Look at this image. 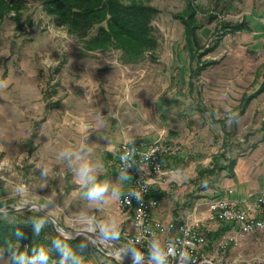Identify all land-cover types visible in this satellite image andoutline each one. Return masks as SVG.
<instances>
[{
	"label": "rangeland",
	"instance_id": "374dc122",
	"mask_svg": "<svg viewBox=\"0 0 264 264\" xmlns=\"http://www.w3.org/2000/svg\"><path fill=\"white\" fill-rule=\"evenodd\" d=\"M4 1L5 6L0 10L1 207L25 206L28 199L26 194L30 195L33 189L34 194L46 198V209L61 221L64 228H95V217L89 219L92 225L81 221L88 218H84L83 213L77 209L81 202L73 199L75 184L71 183L70 173L61 175L55 169L59 173L49 176L43 175L44 170L40 167L39 171L36 168L38 159L43 157L37 149L45 143L42 141L48 138L53 127L58 128L54 135L59 134L61 139L59 164L64 167L72 162V158L64 157L61 153L69 147L64 133L66 126L73 124L74 119L58 113V118L52 119L53 125L41 127V124L39 126L36 123L40 121L27 119L25 113L30 116L32 112L41 114V102L45 100L49 108L58 109L59 102L64 98L69 102L80 98L82 89L79 85L85 87L86 99L95 97L96 75L104 81L98 90L99 94L109 91L112 101L118 102L114 112L123 123L122 129L131 135L130 140L149 135L152 137L160 132L166 136L172 129L166 121L175 123L177 136L166 138L173 153L167 155L164 160L167 164H163V168L172 169L171 173L164 175V180H169L173 191L181 188V196L196 187L199 181L207 180V176L195 177L196 169L208 166L212 156L249 157L255 147L262 143L264 122L260 114H264V98L252 104L240 119H233L235 111L232 108L240 102L243 93H249L255 88L254 72L264 63V40L254 37L256 29L253 26L249 32L221 33L217 40L214 35L220 33L223 25L234 23L242 16L256 17L259 22L261 16L264 17V0H190L196 10L197 25H200L198 44L206 48L219 40L214 51L203 57L204 60H215L217 63L195 77L196 90L193 92H188L186 85L190 65L184 45L183 22L174 17L185 9L187 0H138L159 10L153 21L158 31V47L136 63L125 62L117 50H87L90 37L77 39L63 27L55 26L43 9V0ZM122 1L129 3L132 0ZM95 30L92 29L91 36ZM124 66H129L127 69L131 72L123 70L121 67ZM94 68L103 69L93 73ZM116 68L122 71L115 72ZM135 86H142L140 88L143 92L139 96L133 93L130 95V88ZM187 95L193 99V106L190 104L194 110L191 130L185 126L190 110V106L186 105ZM156 97L161 101L160 115L156 113L157 117L152 115L150 119L138 115L139 104L151 102L152 106ZM255 108L259 110L256 118L253 114ZM44 110L49 115L50 110ZM221 124L228 133H224ZM31 167L37 172L34 185L30 184L28 176ZM114 167L113 158L110 169L118 173ZM41 178L44 179L42 185ZM213 180L214 185L208 187L206 197L201 198L203 201L225 190L220 184L217 185V178ZM18 187L22 193L17 191ZM93 230L110 239L122 232L109 229L104 234ZM234 249L236 255L241 254L244 258L242 263L249 264L252 258L264 253V229L244 237L242 247ZM95 256L88 264H119L100 254ZM139 261L140 264H153L150 258ZM0 264H12L10 257L0 253ZM122 264H134V260Z\"/></svg>",
	"mask_w": 264,
	"mask_h": 264
},
{
	"label": "crops",
	"instance_id": "0c3cea01",
	"mask_svg": "<svg viewBox=\"0 0 264 264\" xmlns=\"http://www.w3.org/2000/svg\"><path fill=\"white\" fill-rule=\"evenodd\" d=\"M257 6V3L255 4ZM258 14V13H257ZM260 15H262L260 13ZM255 16V15H254ZM257 22L256 17H249V16H242L239 19L236 20L234 23H230L228 25L223 26H229L234 25L237 23H244L245 27L240 29L239 31H245L249 32L252 29V26L256 29L254 37L258 40L263 39L264 40V17L261 16ZM219 35L226 34L228 28L226 29H220ZM239 31H232L233 33L239 32ZM212 34V33H211ZM184 35V34H183ZM210 35V34H209ZM220 36H216V40ZM199 39V38H198ZM185 40V39H184ZM219 40L215 41L211 46L213 47L210 51L205 53L201 56V58L197 61L196 55L203 52V49H206L204 47L200 46L199 51L194 55L195 57L191 58V54L186 49V55L189 57V75L188 80L186 81V85L188 86V92H193V90H196L194 79L195 77L199 76L202 71H204L207 68H210L214 66L217 61L215 60H204L203 57L208 55L209 53L213 52L215 47L217 46ZM264 43V41H263ZM196 62L200 63H210L208 66H205L202 70H199V72H196V66L192 67ZM133 66V65H129ZM129 66L121 67L123 70H127L128 72L131 70H128L127 68H130ZM199 66V63H198ZM93 73H97L98 71H101L103 68H94ZM122 69L116 68L114 71H122ZM106 71V70H105ZM110 71V70H109ZM108 72V70H107ZM253 77V83L255 84L254 90H252L249 93H243L242 98L240 102H238L237 106H234L232 108L234 112L233 119H240L244 115H246L247 110L250 108L252 104H254L257 100L264 98V63H262L254 72ZM96 86H94V95L93 98H85L84 96V90L85 87L83 85H79L82 89V96L80 98H74L72 101H68L67 99H63L59 103L58 109L49 108L47 106L46 100L44 102H41L42 110L43 112L41 114L39 113H31L27 114L25 113V116L27 119H33V121H40L36 122L37 125L41 127H49L53 125V120L55 118H58V113L60 115L69 116V118H73L74 122L73 124H69V126H66V131L64 133L65 139H67V143H69V147L65 152L68 153H76L81 146H85L87 148V158L93 165V167L96 169V175L97 179L99 181L107 183L109 187V192L105 195L103 201H89L85 197L86 189L77 183L76 177H75V166L77 163L75 155L72 156V162L64 167H61L59 164V149L61 146V139L59 138V134L54 135L56 133V129H52V131L49 133L48 138L42 142V146L38 148V153L42 155L43 157L39 158L37 161V171H39V167L41 170H44L47 172L49 176H52L54 173H59L56 170H59L61 172V175L63 173H70L72 181L71 183H74L75 186L73 189V199L78 200L79 207L77 208L79 211H81L84 216V218L81 221L86 222L89 225H92V222H89V219L94 218L93 222H95V228L99 232H102L101 230H104L102 233L106 234L109 229H118V231H129L131 230V221L129 216L127 217L123 213H119L116 208V199L117 196H114L112 193L117 192L121 193L123 189L125 188V185L127 183L126 179H123L124 175H121L115 171L110 169V161L113 160L116 150L118 149L119 144L124 140H130L131 135L125 132L122 129L123 123L120 121L118 116L116 115L115 107L118 104V102L112 101L113 98H110L109 91H104V94H99V89L103 86L102 82L103 80L100 79L99 75H96ZM173 83H176V81H173ZM89 85V84H88ZM73 86V85H72ZM142 86H135L130 88L129 92L130 95L133 93L134 95L138 96L143 92V90L140 88ZM101 93V91H100ZM98 94V95H97ZM42 95V93H40ZM200 95H198L199 97ZM43 98V95L40 97ZM187 103L186 105L193 106L192 105V96L187 95ZM200 100V97H199ZM160 100L158 97H156L151 106V102H147L146 105L143 103L138 102L139 104V111L138 115L142 118H149L154 115L156 118L160 115ZM196 102V97H195ZM137 104V106H138ZM46 106V108H44ZM190 106V110L188 112V118L185 126L191 130L192 128V119H193V111L192 107ZM38 109V107H36ZM170 108V107H169ZM44 109H47L46 111L50 110L49 115L44 113ZM60 109V112H59ZM194 109V108H193ZM256 108L254 109V118L258 115ZM172 112V110H171ZM44 113V114H43ZM157 113V116H156ZM166 114V113H164ZM261 120L264 122V114ZM48 116V118H47ZM29 117V118H28ZM39 117V118H38ZM38 118V119H37ZM85 123V124H84ZM84 124V125H83ZM166 124L169 125L170 129L169 132H167L166 136H164L163 132H160L158 134L151 135L152 137H145L140 138L147 141L152 140H163L166 141V138L169 139L170 135L177 136V132L175 130V123L166 121ZM86 125H89L86 127ZM222 125V124H221ZM177 126V125H176ZM263 131H264V123L262 125ZM61 130V129H60ZM222 130L224 133H228L227 130H225L224 125H222ZM164 137V138H163ZM262 143H259L255 150L253 151L252 155L249 157H233L231 155H227L224 158L221 155V158L219 161V165L223 167V169L218 173L216 177L209 176L207 177V180L199 181L198 185L191 190H188L183 193L181 196L179 191H182L181 188H178L176 190H172L169 186V180H164V175H168L171 173L172 169L164 170V175L160 177V179L154 183L151 186V195L155 197L159 205L155 209L153 216L157 217L162 220H172L175 222H181L187 217H194L198 218L199 220H203L206 216V209L203 203L207 202L210 199H204L203 201L201 198L206 197L208 190L207 188L214 185V178H217V182L223 189H229L232 190V196L236 200H245L249 198V196L264 191V135H263ZM66 142V141H65ZM66 145V144H65ZM169 153L168 155H171ZM165 160V159H164ZM232 162V163H231ZM167 164V162L164 163V166ZM61 168H59L58 167ZM198 165V164H197ZM196 165V166H197ZM200 165V164H199ZM198 165V166H199ZM210 165V164H209ZM208 165V166H209ZM208 166H200L198 169H196V175L197 178H203L198 175V171L200 169L206 168ZM56 169V170H55ZM37 172L33 171L32 167L30 168V172L28 176L31 179V185H34V182H37L35 180V174ZM39 174V172H38ZM52 178V177H51ZM168 179V178H167ZM50 180V179H48ZM44 179L41 178V185L43 184ZM50 186V185H49ZM60 191V190H59ZM75 191V192H74ZM37 191H35L36 193ZM58 194V192H56ZM219 194V193H218ZM216 194V195H218ZM215 195V196H216ZM28 198V199H27ZM26 201L27 204H36L39 207H41L44 211L50 213L52 216H54L53 213H51L48 208L46 209V198H43L38 196L37 194H34V190H30V195L26 194ZM196 206H198L196 208ZM196 208V211L194 212V209ZM34 210V209H30ZM55 217V216H54ZM60 224L61 221L55 217ZM88 226H84L85 229H87ZM226 226H219L217 229L211 233L210 237H215L216 234L221 229V234L228 231L229 227L225 229ZM89 228H92L89 226ZM109 228V229H108ZM111 231V230H110ZM161 240V239H160ZM226 259L233 263V264H241L244 261V258L241 254H237L235 252L234 248H230L227 253L225 254Z\"/></svg>",
	"mask_w": 264,
	"mask_h": 264
},
{
	"label": "built area",
	"instance_id": "2783aa9c",
	"mask_svg": "<svg viewBox=\"0 0 264 264\" xmlns=\"http://www.w3.org/2000/svg\"><path fill=\"white\" fill-rule=\"evenodd\" d=\"M172 151L171 145L159 139L124 140L119 144L114 168L128 179L116 199V208L119 213L129 214L131 230L118 232L112 240L138 249L145 258H151V245L157 242L166 254L171 253L166 255L165 264H186L182 254L190 256V264H233L225 257L227 251L232 247L240 249L244 237L264 229V191L240 201L233 198L232 190L225 189L203 203V220L187 217L175 222L154 217L159 202L151 195V186L164 175V158ZM122 156L127 159L122 160ZM131 192H138L141 198L137 200ZM221 225L228 226V231L210 237ZM96 248L107 255L99 246ZM113 258L121 261L120 255ZM249 264H264V253Z\"/></svg>",
	"mask_w": 264,
	"mask_h": 264
},
{
	"label": "trees",
	"instance_id": "16d2710c",
	"mask_svg": "<svg viewBox=\"0 0 264 264\" xmlns=\"http://www.w3.org/2000/svg\"><path fill=\"white\" fill-rule=\"evenodd\" d=\"M5 3L4 0H0V10L4 8ZM42 5L55 26L63 27L77 39L90 37V44L86 46L87 50L94 48L117 50L121 52L125 62L136 63L145 54H152L158 47V31L153 26V21L159 10L138 0H132L129 3L122 0H43ZM174 17L183 22L184 45L193 58L200 49L198 44L200 25H197L196 10L190 0H187V5L181 14ZM222 27L223 30L228 28L231 31H239L245 27V24L237 23ZM94 28L95 33L91 36L90 32ZM217 35L219 34L214 36ZM212 48L203 49V52L196 55V60L198 61ZM212 63L196 62L194 71L199 72ZM220 157L221 155L212 156L210 165L200 169L198 175L216 177L223 169L219 165ZM37 221L43 223L38 233L34 231ZM60 226L63 225L60 224ZM227 228L228 226L225 227ZM220 233H222L221 229L216 235ZM53 240H62L69 250L81 258L82 264H88V261L98 254L122 264L116 258L100 252L89 239L83 236H71L64 240L50 218L39 211L15 209L10 206L1 207L0 204V253L8 255L12 264H14L12 250L17 248L28 255L33 254V249L43 248L49 257L48 264H60L61 256L53 247ZM81 245L84 247L81 248Z\"/></svg>",
	"mask_w": 264,
	"mask_h": 264
},
{
	"label": "clouds",
	"instance_id": "9594fccd",
	"mask_svg": "<svg viewBox=\"0 0 264 264\" xmlns=\"http://www.w3.org/2000/svg\"><path fill=\"white\" fill-rule=\"evenodd\" d=\"M61 155L69 159H71L72 156L75 155L77 160L74 169L75 177L77 183H79L86 189V199L89 201H103L105 195L109 192V187L107 183L99 181L97 179L96 169L93 167V165L87 158V148L82 145L81 148L74 154L62 152ZM121 159L126 160L127 157L122 156ZM128 166L130 167L131 165ZM42 174L46 175L47 172L44 171ZM122 178L128 179L127 176H124ZM17 191L19 193H22V189H20L19 187ZM112 194L114 196L119 195V193L117 192H113ZM130 194L133 195L137 200L141 198L138 192H131ZM25 203H27V201H25ZM42 226L43 223L41 221L35 222L34 231L38 233ZM58 231L63 236L64 240L71 238V233L59 229ZM101 231L103 232L104 230ZM17 235H19V233ZM53 247L60 253V264H82L81 258L78 257V255H76L74 252L69 250L62 240H53ZM80 247L82 248L84 247V245H81ZM32 252V255H28L25 252H21L18 248L12 250V259L14 261V264H48L49 257L43 248L33 249ZM150 252L153 264H165L166 255L171 254H166L159 247L157 242H153V244L151 245ZM131 254L134 260V264H140L139 259H137L136 257L135 250H132ZM140 259H142V257ZM181 259L186 260V264H190V256L185 258L182 254Z\"/></svg>",
	"mask_w": 264,
	"mask_h": 264
},
{
	"label": "water",
	"instance_id": "95a60500",
	"mask_svg": "<svg viewBox=\"0 0 264 264\" xmlns=\"http://www.w3.org/2000/svg\"><path fill=\"white\" fill-rule=\"evenodd\" d=\"M22 208L34 209L36 211H39V212L47 215L50 218V220L52 221V223L56 226L57 230L59 229V230L66 231L68 233H71V235H73V236H83V237L89 239L95 246H99L101 249H103V251H105L108 256L115 257L116 255H120V257H121L120 260L123 261L124 263H127V261L133 260V257L131 254L132 250H135L137 259H140L141 257L143 259L146 257L138 249L132 248V247L126 245L125 243L112 240V239L108 238L107 236H104V235L97 233L95 230L90 231V230H87L85 228H82L79 230L66 229L63 226H60L59 221L54 216H52L50 213L44 211L41 207H39L36 204H33V205L27 204L23 207H20V208L18 207L15 209H22Z\"/></svg>",
	"mask_w": 264,
	"mask_h": 264
},
{
	"label": "bare ground",
	"instance_id": "6f19581e",
	"mask_svg": "<svg viewBox=\"0 0 264 264\" xmlns=\"http://www.w3.org/2000/svg\"><path fill=\"white\" fill-rule=\"evenodd\" d=\"M87 230L93 231V228H87Z\"/></svg>",
	"mask_w": 264,
	"mask_h": 264
}]
</instances>
